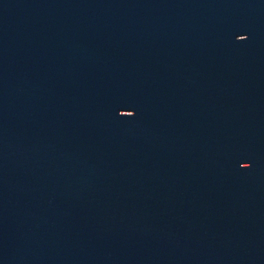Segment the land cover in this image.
<instances>
[{"label":"water","instance_id":"obj_1","mask_svg":"<svg viewBox=\"0 0 264 264\" xmlns=\"http://www.w3.org/2000/svg\"><path fill=\"white\" fill-rule=\"evenodd\" d=\"M0 264H264V0H0Z\"/></svg>","mask_w":264,"mask_h":264}]
</instances>
